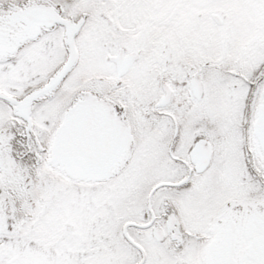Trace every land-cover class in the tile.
<instances>
[{
    "label": "snow or ice",
    "instance_id": "6c2138e0",
    "mask_svg": "<svg viewBox=\"0 0 264 264\" xmlns=\"http://www.w3.org/2000/svg\"><path fill=\"white\" fill-rule=\"evenodd\" d=\"M0 264H264V0H0Z\"/></svg>",
    "mask_w": 264,
    "mask_h": 264
}]
</instances>
